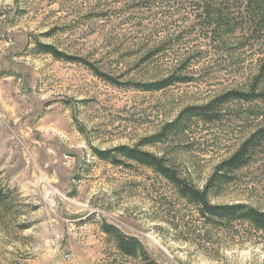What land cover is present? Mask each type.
<instances>
[{
    "label": "rangeland",
    "instance_id": "rangeland-1",
    "mask_svg": "<svg viewBox=\"0 0 264 264\" xmlns=\"http://www.w3.org/2000/svg\"><path fill=\"white\" fill-rule=\"evenodd\" d=\"M259 3L0 0V182L17 193L0 211V264H139L104 223L139 239L158 264H264V230L211 224L153 169L96 154L124 146L152 153L204 191L264 125V98L228 102L213 122L195 117L166 129L189 108L254 90L264 61ZM205 8L213 19L229 16L230 27L209 24ZM172 74L190 82L137 88ZM209 202L264 211V140Z\"/></svg>",
    "mask_w": 264,
    "mask_h": 264
},
{
    "label": "trees",
    "instance_id": "trees-1",
    "mask_svg": "<svg viewBox=\"0 0 264 264\" xmlns=\"http://www.w3.org/2000/svg\"><path fill=\"white\" fill-rule=\"evenodd\" d=\"M257 1L258 0H253L255 6ZM222 6L229 10V4L227 1H223ZM258 6L259 10H261V8L264 7V0H262V3H259ZM223 7L216 10L221 11ZM250 9L252 11L255 10L253 8ZM202 10L208 13L207 15H209V17L207 19V22L209 24H213V20H215V22H217L219 26L226 28L230 27L232 20L229 19V16H221L219 18L213 19L210 16V12L212 10L206 8ZM41 48L46 53H51L52 55H54L56 58L62 57L61 53H59L51 46H42ZM187 67V61H185L181 63L180 68L182 69L180 70L185 71ZM259 68L260 69L258 75H256L254 79V90H252L250 93H242L233 90L219 95L206 105L189 108L182 115L181 120L171 123V125L167 127L166 132L168 133L174 129H179L181 126H184L188 120H191L195 117L200 118L206 123L213 122L216 120V115L214 114H220V108H222V106H224L228 102L236 100H244L250 102L256 98H264V92L256 94L257 87L260 84L264 83V61ZM188 82H190L189 79L172 74L167 77L148 82L146 84L137 85V88H142L143 90L147 91H162L178 83ZM162 136L165 135H160L156 137L157 139L150 140L147 143L156 142V140H158ZM261 140H264V125L259 127L252 134V136L244 142L240 149L235 154H233V156H231L228 160L222 162L221 165L217 167L216 173L210 178L204 191L197 190L187 181L181 179L176 171L165 165L163 159L156 157L152 153L124 146L110 151H96V154L99 158H101V160L108 161L114 165L124 164L123 161L118 159L120 156L129 161H133L137 164L153 169L157 174L164 177L171 184H173L178 190L181 197L195 204L198 207L201 215L204 218L208 219L211 224H220L225 221L229 223L244 222L255 229L264 230V211L244 204L212 205L209 202L210 191L217 189L222 184L231 182L232 173L235 170L244 167L250 162L252 158V150ZM113 151H115L117 154L115 152L113 153ZM16 194V191L11 190L9 187L3 185L0 182V211L2 209H8V211L12 209ZM102 230L103 232L114 238L117 247L125 256L137 259L139 261V264H158L149 257L139 239L128 237L120 229L107 223L103 224Z\"/></svg>",
    "mask_w": 264,
    "mask_h": 264
}]
</instances>
